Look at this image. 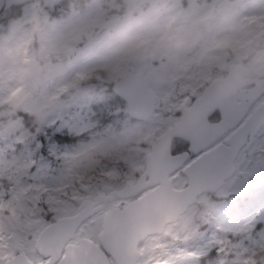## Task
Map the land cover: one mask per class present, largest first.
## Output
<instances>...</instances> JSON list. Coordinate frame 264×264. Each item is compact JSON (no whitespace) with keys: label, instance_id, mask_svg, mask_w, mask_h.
Wrapping results in <instances>:
<instances>
[{"label":"rangeland","instance_id":"rangeland-1","mask_svg":"<svg viewBox=\"0 0 264 264\" xmlns=\"http://www.w3.org/2000/svg\"><path fill=\"white\" fill-rule=\"evenodd\" d=\"M4 4L1 0L0 10ZM74 4L75 0H69L53 7L55 4L47 5L44 0H30L18 8L17 17L0 26V49L12 45L7 66L0 65V264L18 252L38 260L35 242L40 232L81 208L84 200H69L67 206L54 203L50 205L54 210L43 209L45 221L42 209L33 202L39 185L52 190L70 186L69 194L73 189H86L91 200L98 192L108 195L126 184L133 185L130 183L145 170V155L151 145L179 120L184 107L225 74L231 63L249 70L246 62L210 50L208 41L223 36L236 46L249 30L257 39L264 38V0H86L78 8ZM208 12L214 16L204 25L205 38L192 50L177 52L170 44L153 56L126 61L122 76L138 74L145 91L157 99L150 119L130 118L125 101L112 91L114 80L107 74L119 59L111 48L113 35L135 30L145 17L155 16L158 26L170 30L174 37ZM31 59H38L39 68L29 69ZM74 89H78L77 95L69 99ZM20 94L25 103L15 113L7 112L5 104ZM263 101L264 93L245 118ZM104 108L114 114L111 120H106ZM41 113L43 117L37 119ZM63 128L89 136L76 144L60 143L55 135L64 133ZM37 137L45 143L51 140L59 152L60 159L53 160L51 172L30 170L33 156L29 145ZM250 143L237 155L234 174L223 185L199 195L162 233L145 239L154 237L151 243L140 244V264H264V125ZM104 144L112 146V153L138 149V156L144 157L138 176L133 179L129 175L122 186L111 182L117 177L90 181L92 174L86 176L84 171L91 165L82 158L83 149ZM187 146L183 138L176 137L172 152L180 153ZM109 174L113 175L112 171ZM171 178L176 188L187 184L180 170ZM130 199L105 201L102 210L81 226L83 236L99 243L103 214L112 207L122 208ZM44 202H48L46 198ZM187 219L193 225L180 227ZM250 223H255V230L249 231L246 224ZM217 245L218 255L207 259L209 248Z\"/></svg>","mask_w":264,"mask_h":264},{"label":"water","instance_id":"water-1","mask_svg":"<svg viewBox=\"0 0 264 264\" xmlns=\"http://www.w3.org/2000/svg\"><path fill=\"white\" fill-rule=\"evenodd\" d=\"M6 7L21 5L29 0H5ZM58 0H45L52 3ZM127 3H136L138 0H124ZM29 69L39 67L38 59L28 60ZM246 67L242 64L231 63L224 75L244 76ZM219 78V77H218ZM214 79L207 85L203 93L198 96L189 106L181 111V117L169 127L151 145L150 152L145 155V170L133 185H127L121 190H113L103 199L91 201L84 200L80 210L71 216H63L56 219L40 232L35 242L41 241L52 243H66L71 239L78 227L89 217L100 209L103 200H111L115 195L122 198L137 196L147 188L143 195L131 200L124 208H112L107 211L99 235V245L107 244L118 264H140L139 245L149 235L162 233L167 224L176 221L188 207L196 200V197L203 192L212 191L223 185L224 180L233 175L235 171L234 159L241 147L247 142L250 143L254 135L264 125V102L258 106L247 120L240 125L226 140L229 145H222L212 153L215 164L198 173H186L189 183L182 189H175L172 185L169 171V179L166 184L152 183L148 173L166 155L172 153V142L174 138L180 137L192 143L193 147L207 148L218 136L227 130L235 128L248 112L251 104L260 95L264 86V78L256 83L248 93L241 94L238 88L231 92L222 94L216 87ZM114 93L123 99L127 105L128 115L137 120H148L152 117L156 108L157 99L145 91L142 78L135 73L121 76L111 86ZM237 99L241 100L237 103ZM219 108L220 113L226 116V120L212 122L209 120V113ZM191 149V146H190ZM184 153V152H182ZM175 171V170H174ZM154 187V188H153ZM159 193V195H158ZM92 206L93 210L82 219L80 215L84 207ZM79 244L70 251L74 258L80 260L86 249H95L97 243L81 237ZM3 264H31L26 255L19 253L7 259Z\"/></svg>","mask_w":264,"mask_h":264},{"label":"clouds","instance_id":"clouds-1","mask_svg":"<svg viewBox=\"0 0 264 264\" xmlns=\"http://www.w3.org/2000/svg\"><path fill=\"white\" fill-rule=\"evenodd\" d=\"M214 13H205L198 21L186 30L180 32L174 37L170 30L158 26V20L155 16L145 17L140 21L135 30L118 31L113 35L111 41L112 51L117 55L118 62L114 63L108 70V75L115 81L119 79L127 70V60H140L146 56H153L161 50L167 48L170 44L177 52L190 51L193 47L205 38L204 25ZM209 49L218 50L225 56L237 61L246 62L250 67L245 76L222 75L216 80V87L222 94L233 91L241 86H252L260 82L264 76V38L257 39L249 34L242 37L241 43L232 46L228 43L226 37H216L208 41ZM12 45H5L0 49V65L7 66L9 52ZM206 53H201L204 55ZM38 55V54H37ZM78 89H74L69 94V99L77 95ZM25 103L23 94L17 95L5 104V110L9 113H15ZM43 117L41 113L37 119ZM112 157L111 145L86 146L82 152V158L89 165H99L106 159ZM190 219L180 224V227L192 226ZM199 227V224H195ZM153 238L141 241V244L152 242Z\"/></svg>","mask_w":264,"mask_h":264},{"label":"snow or ice","instance_id":"snow-or-ice-1","mask_svg":"<svg viewBox=\"0 0 264 264\" xmlns=\"http://www.w3.org/2000/svg\"><path fill=\"white\" fill-rule=\"evenodd\" d=\"M56 7V5H53ZM219 117L221 122H224L227 118L222 115L218 110L209 113L208 118ZM53 127H56L53 124ZM65 135L61 136L58 132L55 139L59 140L61 143L75 139V137L68 135V128L62 129ZM38 141V143H37ZM37 141H33L29 148L32 149L33 160L29 165L30 170L37 174L47 173L53 171V160H59L60 155L52 147V141L49 140L48 143L37 137ZM224 141H220L214 145L209 146L207 149L193 147L191 146V153H170L163 157L158 164L148 173L151 176L152 183H157L160 185L166 184L169 179V171L179 169L184 173L195 174L202 169L210 168L215 164L212 158V153L223 145ZM177 175L179 172L176 173ZM93 178L89 177L91 181ZM70 186H62L56 190H52L44 185H39L34 190L33 202L38 204L42 209L40 215L45 218L46 215L43 209H50V205L54 203H60L67 206L68 201H83L87 197L85 195L86 189H82L77 192L75 189L69 194L67 188ZM106 187V186H105ZM159 195V193H158ZM45 198L47 203L44 202ZM104 193L98 192L97 199H103ZM54 210V209H50ZM93 210L92 206L84 207L81 210L78 219H82L88 215L89 212ZM249 231H253L256 228L255 223L246 224ZM53 225H48V230L53 229ZM75 245L71 242L69 243H52L41 241L37 244V250L39 252V259L34 262V264H118V261L114 257L112 250L109 245L104 244L103 246L97 245L95 249H86L83 252V256L80 260L74 258V253L70 250L73 249ZM219 253V247L214 246L209 248L207 252V259L213 260ZM191 255V254H190Z\"/></svg>","mask_w":264,"mask_h":264},{"label":"trees","instance_id":"trees-1","mask_svg":"<svg viewBox=\"0 0 264 264\" xmlns=\"http://www.w3.org/2000/svg\"><path fill=\"white\" fill-rule=\"evenodd\" d=\"M85 1L86 0H75L74 6L76 8L82 7L84 5ZM17 14H18V12H17ZM101 72L103 74H105L104 69ZM123 104H124V102H123ZM104 113L107 116L106 120H108V119L111 120L114 117V114H111L110 111L108 112V110L106 108H104ZM67 134L75 137V139L66 141V142H71L72 144H76L79 141H82L85 138H88V136H89L88 133H86V132L75 134V133L69 131ZM60 135L63 136V135H65V133L61 132ZM57 141L60 142L59 140H57ZM137 150L138 149H129V150L124 149L123 151L118 150V151L112 153L111 158L106 159L103 163H101L99 165H91L89 167V169L84 171V173L86 174V176H88L89 174H92V178L96 179V180L101 178V176L112 177V178L117 177L116 179H113L111 182H113L114 184H118L117 186H122V185L126 184L125 178H128V176L130 175L134 179L138 176V174L142 170V163L141 162L143 161L144 157L142 156L140 158V156H138V154H137ZM140 153H143V152H140ZM110 171H112L113 175L109 174ZM254 256L256 258H258L259 257V251ZM257 261L259 262L260 260H257Z\"/></svg>","mask_w":264,"mask_h":264},{"label":"flooded vegetation","instance_id":"flooded-vegetation-1","mask_svg":"<svg viewBox=\"0 0 264 264\" xmlns=\"http://www.w3.org/2000/svg\"><path fill=\"white\" fill-rule=\"evenodd\" d=\"M69 0H58V1H55V2H53V3H50V4H55L56 6L57 5H61V4H66L67 2H68ZM0 2H1V0H0ZM44 2H45V0H44ZM4 5H3V7L1 8V10H0V12H1V14H0V26H2V25H6V24H8L12 19H14L13 17H17V15H14L13 14V11H16L17 10V12H18V8L21 6H18V5H16V6H10V7H6V1L4 0ZM27 3V2H26ZM46 3V2H45ZM47 4V3H46ZM48 5V4H47ZM17 12H16V14H17ZM55 12L56 11H53V12H51L52 14H55ZM230 66V65H229ZM227 72V71H226ZM225 72V73H226ZM224 75V74H223ZM222 76V75H221ZM262 79L264 78L263 76L261 77ZM260 78V79H261ZM212 82V81H211ZM210 82V83H211ZM254 87V85H252V86H248L247 88H245L244 86H241L240 87V89L239 90H237L238 92L240 91L241 92V94H243V93H245V92H248L251 88H253ZM205 89V88H204ZM204 89H203V91H204ZM239 92V93H240ZM203 93V92H202ZM264 93V86H263V88H262V94ZM261 94V95H262ZM260 95V96H261ZM241 102V100H239V99H237V103H240ZM264 102V101H263ZM262 104V103H261ZM251 107H252V105L250 106V108L248 109V112H249V110L251 109ZM219 111L220 112V110H219V108H216L214 111ZM248 112H247V115H248ZM244 119V118H243ZM246 119V118H245ZM210 121H212V122H217V121H219L220 120V118H218V119H216V120H213L212 118L211 119H209ZM245 122V121H244ZM240 124H243V123H240ZM238 128V126H236L235 128H232V129H229V130H227L224 134H222V135H220V136H218L209 146H211V145H214V144H216V143H219L220 141H224V145H229L228 143H226V140H227V138L236 130ZM257 134V133H256ZM255 134V135H256ZM254 135V136H255ZM185 140V139H184ZM185 142L188 144V146H187V148H185L186 150H184V151H182V152H188V153H191V149H190V144H189V142L187 141V140H185ZM251 144V143H250ZM250 144L248 143V139H247V142H245V144H244V146H247V147H249L250 146ZM208 146V147H209ZM243 146V147H244ZM207 147V148H208ZM242 147V148H243ZM207 148H205V149H207ZM242 148L240 149V151L242 150ZM239 151V152H240ZM182 152H180V153H182ZM239 152H238V154H239ZM237 154V155H238ZM237 157V156H236ZM235 160H236V158L234 159V165H235ZM177 170H179V169H176L175 171H173L171 174H173L174 172H176ZM171 174H170V178H171ZM183 174L185 175V177H186V179H187V184L184 186V187H186L187 185H188V183H189V179H188V176L186 175V173H184L183 172ZM234 174V173H233ZM231 177V176H230ZM227 179V178H226ZM225 179V180H226ZM171 180H172V178H171ZM224 180V181H225ZM137 181V180H136ZM135 181V182H136ZM134 181H133V183H130V184H134L135 183ZM127 185V184H126ZM125 185V186H126ZM174 187V186H173ZM184 187H182V188H184ZM154 188V187H153ZM175 189H182V188H176V187H174ZM148 190H150V189H152V187L151 188H147ZM148 190H144V192L141 194V195H143L146 191H148ZM140 194H138L137 196H134V197H130L131 199L127 202V204L131 201V200H133V199H135V198H137V197H139V196H141ZM115 198V197H114ZM113 198V199H114ZM118 198H120V197H118ZM97 199V196L95 197V199H93V200H91V199H89V200H91V201H95ZM121 199H126V198H121ZM112 200V199H111ZM105 201H109V200H105ZM105 201H103V202H101L100 203V205H101V208H103V203L105 202ZM126 204V205H127ZM125 204L123 205V207L122 208H124L125 206H126ZM112 208H114V207H112ZM116 208H119V209H122L121 207H116ZM102 210V209H101ZM99 211H97L96 213H98ZM107 212V211H106ZM106 212L103 214V219H102V225H103V220H104V216H105V214H106ZM95 213V214H96ZM95 214H93L92 216H94ZM91 216V217H92ZM91 217H89V218H91ZM88 218V219H89ZM87 219V220H88ZM83 225V224H82ZM81 225V226H82ZM81 226L78 228V230L75 232V234H74V236L71 238V239H69L66 243H69V242H71L73 245H78L79 244V240H80V236H79V232H81L82 234H81V237L83 236V232H82V228H81ZM150 236V235H149ZM148 236V237H149ZM83 237H85V236H83ZM147 237V238H148ZM146 238V239H147ZM95 243H97L98 244V242H95ZM99 243H100V241H99ZM99 245V244H98ZM19 253H22V252H18V253H16V254H19ZM15 254V255H16ZM23 254V253H22ZM25 255V254H24ZM14 256V255H13ZM12 256V257H13ZM28 257V256H27ZM28 259L30 260V262H31V264H34V262L35 261H37V260H34V259H30L29 257H28Z\"/></svg>","mask_w":264,"mask_h":264},{"label":"bare ground","instance_id":"bare-ground-1","mask_svg":"<svg viewBox=\"0 0 264 264\" xmlns=\"http://www.w3.org/2000/svg\"><path fill=\"white\" fill-rule=\"evenodd\" d=\"M29 1H30V0H29ZM27 2H28V1H27ZM25 3H26V2H25ZM25 3H24V4H25ZM52 3H53V2H52ZM47 4H50V3H47ZM21 5H23V4H21ZM13 6H16V5H13ZM18 6H20V5H18ZM39 66H40V63H39ZM38 68H39V67H38ZM36 69H37V68H36ZM247 72H248V69L246 68V74H247ZM246 74H245V75H246ZM245 75H244V76H245ZM263 77H264V76H263ZM261 79H262V78H261ZM261 79H260V80H261ZM262 88H263V87H262ZM111 89H112V88H111ZM239 89H240V87H238L237 90H239ZM112 91H113V90H112ZM113 92H114V91H113ZM239 92H240V91H239ZM240 93H241V92H240ZM245 93H248V92H245ZM245 93H243V94H245ZM261 94H262V90H261L260 95H261ZM260 95L256 98V100L260 97ZM256 100H255V101H256ZM255 101H254V102H255ZM254 102H253V103H254ZM253 103H252L251 105H253ZM127 113H128V112H127ZM246 115H247V113H246ZM246 115H245L243 118H245ZM248 117H249V116H247V118H248ZM130 118H131V117H130ZM243 118H242V120H243ZM247 118H246V120H247ZM242 120H241V121H242ZM246 120H245V121H246ZM241 121H240V122H241ZM240 122H239V124L237 125L238 127L240 126ZM241 125H242V124H241ZM259 130H260V129H259ZM243 146H244V145H243ZM243 146H242V147H243ZM242 147H241V148H242ZM239 151H240V150H239ZM172 153H173V152H172ZM140 175H141V174H140ZM172 185H173V184H172ZM217 189H218V188H217ZM217 189L212 190V191H206V192H214V191H216ZM203 193H205V192H203ZM201 194H202V193H201ZM201 194H200V195H201ZM198 196H199V195H198ZM198 196H197V197H198ZM114 197H119V196L115 195ZM114 197H113V198H114ZM197 197H196V200H197ZM113 198H112V199H113ZM120 198H122V197H120ZM196 200H195V201H196ZM103 201H105V200H103ZM103 201H102V202H103ZM195 201H194V202H195ZM194 202H193V203H194ZM193 203H192V204H193ZM100 206H101V205H100ZM188 208H189V207H188ZM101 209H102V208L100 207V209H99L98 211H101ZM180 216H181V215H180ZM84 222H85V221H84ZM84 222H83V223H84ZM83 223H82V224H83ZM82 224H81V225H82ZM81 225H80V226H81ZM80 226H79V227H80ZM79 227H78V228H79ZM77 230H78V229H77ZM146 238H147V237H146ZM146 238H145V239H146ZM145 239H144V240H145ZM144 240H143V241H144ZM140 244H141V243H140ZM139 246H140V245H139Z\"/></svg>","mask_w":264,"mask_h":264}]
</instances>
